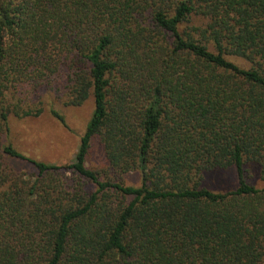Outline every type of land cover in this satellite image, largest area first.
I'll list each match as a JSON object with an SVG mask.
<instances>
[{
  "label": "trees",
  "instance_id": "1",
  "mask_svg": "<svg viewBox=\"0 0 264 264\" xmlns=\"http://www.w3.org/2000/svg\"><path fill=\"white\" fill-rule=\"evenodd\" d=\"M60 72L94 111L69 165L0 157V264H264V0H0V95ZM95 138L116 177L88 167Z\"/></svg>",
  "mask_w": 264,
  "mask_h": 264
},
{
  "label": "rangeland",
  "instance_id": "2",
  "mask_svg": "<svg viewBox=\"0 0 264 264\" xmlns=\"http://www.w3.org/2000/svg\"><path fill=\"white\" fill-rule=\"evenodd\" d=\"M231 58L240 65L250 66L245 59ZM66 77L64 72L55 75L49 73L45 80L25 81L0 95L1 105L12 109L8 116V129L0 132V157L5 159L6 167L10 171L25 179L33 180L37 174L36 166L31 160L59 166L69 165L75 161L81 137L94 111V99L91 95L81 105L73 104L72 83ZM15 109L19 110L20 114H16ZM28 110L40 113L27 115L24 112ZM9 144L27 159L3 154V146ZM87 165L97 171L102 178L116 177L109 168L104 146L98 138L93 140ZM62 171L64 176H67L64 180L70 181L69 183L64 181L67 185H80L76 180H72L76 179L74 174ZM247 172L252 184L257 187L264 186V180L257 167L251 165ZM120 178L125 184H140V175L137 172L123 174ZM235 183L233 169L206 172L203 181L204 186L213 190L224 189L228 185L233 188ZM85 190L93 191L95 188L91 184H86Z\"/></svg>",
  "mask_w": 264,
  "mask_h": 264
}]
</instances>
